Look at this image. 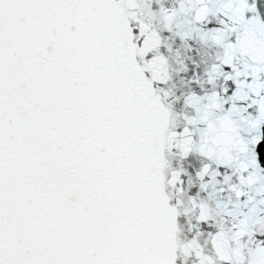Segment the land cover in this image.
Segmentation results:
<instances>
[{"label": "snow or ice", "instance_id": "snow-or-ice-1", "mask_svg": "<svg viewBox=\"0 0 264 264\" xmlns=\"http://www.w3.org/2000/svg\"><path fill=\"white\" fill-rule=\"evenodd\" d=\"M0 264H264V0H0Z\"/></svg>", "mask_w": 264, "mask_h": 264}]
</instances>
